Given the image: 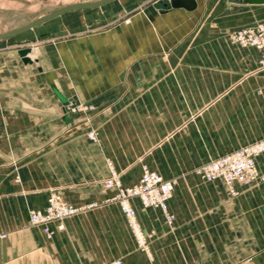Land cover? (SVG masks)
<instances>
[{
    "label": "crops",
    "instance_id": "obj_1",
    "mask_svg": "<svg viewBox=\"0 0 264 264\" xmlns=\"http://www.w3.org/2000/svg\"><path fill=\"white\" fill-rule=\"evenodd\" d=\"M169 1L112 0L0 41V264H264V153L263 179L235 183V196L196 172L264 137L260 52L229 37L264 24V3ZM29 46L25 63L18 50ZM108 161L123 186L143 166L176 181L171 224L131 200L148 253L108 200ZM52 191L97 206L47 235L28 214Z\"/></svg>",
    "mask_w": 264,
    "mask_h": 264
},
{
    "label": "built area",
    "instance_id": "obj_2",
    "mask_svg": "<svg viewBox=\"0 0 264 264\" xmlns=\"http://www.w3.org/2000/svg\"><path fill=\"white\" fill-rule=\"evenodd\" d=\"M230 39L240 46L257 48L260 52L259 64L264 67V24L259 23L254 26L238 28L231 32ZM65 106L72 112H83L87 109V105L82 104H67ZM89 107L93 108L92 105ZM262 153H264V137L205 162L197 168L196 172L202 180L207 182L215 179L222 180L228 187L230 194L235 196L238 194L234 188L235 183L247 184L263 179L258 174L255 164V157ZM110 174L109 178L105 180V186L108 188L119 187L117 199L121 212L127 219L136 243L143 251H146V235L136 219V213L130 199L137 198L146 208L161 209L166 222L171 224L174 215L168 211V200L172 196L176 181L175 179H164L157 171L143 166L138 181L129 187L121 188L113 168H111ZM87 207V205L74 206L61 199L59 195L51 193L44 208L29 210V222L32 225L42 226L43 231L49 235L51 233L48 227L49 223L60 222ZM113 264H121V261L115 260Z\"/></svg>",
    "mask_w": 264,
    "mask_h": 264
},
{
    "label": "rangeland",
    "instance_id": "obj_3",
    "mask_svg": "<svg viewBox=\"0 0 264 264\" xmlns=\"http://www.w3.org/2000/svg\"><path fill=\"white\" fill-rule=\"evenodd\" d=\"M81 1H94V0H0V33L8 31V30L16 28V27H19V26H23V25L31 22L32 20L36 19L38 16L43 15V14L48 13V12H51L53 10H56L57 8H60V7L65 6L67 4L81 2ZM231 32L229 33V37H230ZM27 48L31 49L30 46L27 47ZM89 106L90 105H87V109L86 110H91L92 109ZM87 137L89 138V140L97 141V135H96V133L94 131L87 132ZM108 165H109L108 166L109 171L111 170V168L114 169V167H113L111 162L108 161ZM116 174H117V177H118L117 180L119 182V186L121 188L129 187V186H123L122 182H121V179L119 177V173L117 171H116ZM110 175L111 174H109V176ZM109 176L107 178L101 180L102 181L101 183H102V185L104 187H106L105 186V180H107L109 178ZM106 188H108V187H106ZM109 188H115L116 189V193L113 196H111L108 200L110 202H115L118 205L119 209H120L119 202H118V199H117V195H118L117 193L119 192V187L118 186H113V187H109ZM51 193H55V194L59 195V197H61V199L65 200L60 194L56 193L55 191H52ZM133 199H135V198L130 199V203H131V200H133ZM95 203L96 202L87 203V204H84V205H87L88 206L87 208H91V207H94V205H95V207L97 206L96 205L97 203L96 204ZM120 212H121V209H120ZM64 219H66V218H64ZM126 221H127V219H126ZM131 234H132V236L134 238V235H133L132 231H131ZM134 240L136 241L135 238H134ZM136 245H137L138 249L142 250L138 246L137 243H136ZM146 249L147 250L146 251L144 250V252L148 253V244H147V242H146Z\"/></svg>",
    "mask_w": 264,
    "mask_h": 264
},
{
    "label": "water",
    "instance_id": "obj_4",
    "mask_svg": "<svg viewBox=\"0 0 264 264\" xmlns=\"http://www.w3.org/2000/svg\"><path fill=\"white\" fill-rule=\"evenodd\" d=\"M112 0H95V1H90V2H77V3H72L68 4L65 6H62L60 8H57L56 10L49 12L47 14H43L36 19L32 20L31 22L19 26L13 29H10L8 31L0 33V41L9 37H12L16 34L25 32L42 22L49 20L51 18H54L64 12L71 11L74 9H80V8H90V7H97V6H102ZM246 3H264V0H244ZM169 5L172 7H185L187 9H193L195 7V0H170ZM31 51L30 48H21L18 50L19 55L22 58V61L25 63L31 62V59L29 58L28 53Z\"/></svg>",
    "mask_w": 264,
    "mask_h": 264
},
{
    "label": "bare ground",
    "instance_id": "obj_5",
    "mask_svg": "<svg viewBox=\"0 0 264 264\" xmlns=\"http://www.w3.org/2000/svg\"><path fill=\"white\" fill-rule=\"evenodd\" d=\"M30 53V52H29Z\"/></svg>",
    "mask_w": 264,
    "mask_h": 264
}]
</instances>
